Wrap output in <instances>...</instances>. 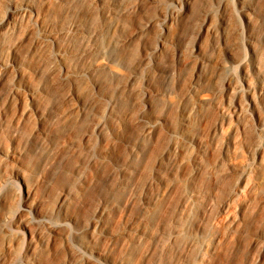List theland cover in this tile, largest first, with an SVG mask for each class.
I'll use <instances>...</instances> for the list:
<instances>
[{"label":"rangeland","instance_id":"rangeland-1","mask_svg":"<svg viewBox=\"0 0 264 264\" xmlns=\"http://www.w3.org/2000/svg\"><path fill=\"white\" fill-rule=\"evenodd\" d=\"M11 7L0 264H264V0Z\"/></svg>","mask_w":264,"mask_h":264},{"label":"bare ground","instance_id":"bare-ground-1","mask_svg":"<svg viewBox=\"0 0 264 264\" xmlns=\"http://www.w3.org/2000/svg\"><path fill=\"white\" fill-rule=\"evenodd\" d=\"M245 5H243V7H242V13L244 14V16H246V17H248V18H250V13H249V11H248V9H245V7H244ZM249 8V7H248ZM19 10H21V11H27L28 9H27V7L26 8H23V7H20V8H18V7H15V8H9V10H8V12H7V14H6V16H4V17H2L1 19H0V30L2 29V30H7V29H9L10 27H16L17 25H18V19H17V12L19 11ZM116 12V11H115ZM118 12V11H117ZM247 22V21H246ZM167 27H168V23H167V20L165 19V20H163L162 21V23H161V28H162V31L164 32V30H166L167 29ZM164 34V33H163ZM45 36L47 37V38H50V39H52V40H54V39H56V36L52 33V32H49V33H46L45 34ZM46 39V38H45ZM250 42L251 43H253V41H251L250 40ZM165 44V43H164ZM162 45V44H161ZM161 47V46H160ZM104 51V50H103ZM107 58V56H106V52H104L103 53V55H100V56H98V58L96 59V63L97 64H99V65H102V64H105L106 63V59ZM113 64V63H112ZM8 66V64H6L2 59H0V67H3V69L5 68V67H7ZM114 71H117V69L115 68L114 69ZM73 73H71V72H68L67 73V76H71ZM249 76V75H248ZM245 79H246V81H247V83L248 84H250V82H249V78L246 76L245 77ZM13 92L14 93H17V91L16 90H13ZM34 92H31L30 93V96L32 97V99L34 98ZM201 98H203V97H201ZM252 104H255V102L253 103L252 102ZM30 112H31V109H29L28 107H26L25 109H24V113H26V114H30ZM26 194H27V196L30 194V192H29V190H26ZM26 196V195H25ZM31 208V207H30ZM32 210H35V209H32ZM29 220V219H28ZM38 221H42V219H37ZM25 226H27V223H25ZM52 227V226H51ZM95 253H97L98 255H101L102 253L100 252V251H96ZM30 262V260L26 263V264H30L29 263Z\"/></svg>","mask_w":264,"mask_h":264}]
</instances>
